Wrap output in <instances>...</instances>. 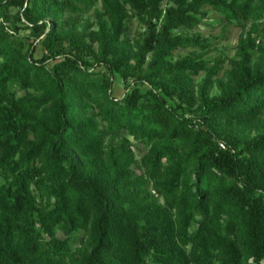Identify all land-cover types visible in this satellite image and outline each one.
<instances>
[{"label":"trees","instance_id":"1","mask_svg":"<svg viewBox=\"0 0 264 264\" xmlns=\"http://www.w3.org/2000/svg\"><path fill=\"white\" fill-rule=\"evenodd\" d=\"M0 178V264H264V0H0Z\"/></svg>","mask_w":264,"mask_h":264},{"label":"rangeland","instance_id":"2","mask_svg":"<svg viewBox=\"0 0 264 264\" xmlns=\"http://www.w3.org/2000/svg\"><path fill=\"white\" fill-rule=\"evenodd\" d=\"M209 18L207 19L209 21L208 24L204 25L201 24L198 27L195 28V30L200 31L201 34L204 36H212L214 40V45L209 52L210 55H223L226 60L219 72V76H222L224 71L230 67L229 59L234 57L235 54V46L237 42V37L240 32V27L236 25L235 23L229 24L226 27H223L222 24L224 22L221 20V15L213 10H210ZM139 24L135 19H132L129 22V36L132 38L136 35V32L139 29ZM216 38V40L214 39ZM37 52L41 51V47H37ZM186 51H181V54H185ZM215 91V89L213 90ZM113 93L115 96H121L124 93L123 85L120 83L118 78H115L113 83ZM3 180L0 178V183H2ZM57 235L59 237H64V235L61 233V231L57 232Z\"/></svg>","mask_w":264,"mask_h":264}]
</instances>
